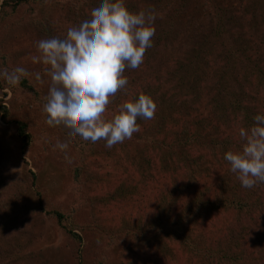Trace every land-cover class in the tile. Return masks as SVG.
<instances>
[{
    "label": "rangeland",
    "instance_id": "1",
    "mask_svg": "<svg viewBox=\"0 0 264 264\" xmlns=\"http://www.w3.org/2000/svg\"><path fill=\"white\" fill-rule=\"evenodd\" d=\"M240 2L246 4V0ZM72 4V0H30L13 11L8 8V15L0 16V69L25 68L29 73L26 78L43 91V96H34L19 84L10 86L0 78V103L7 108L5 118L0 112V264H196L178 241L160 235L153 237L146 230L142 237V233L134 229L138 218L148 223L154 212L155 217L158 191H170L178 184L183 185L187 181L184 174L156 172L154 178L142 180L137 167L130 164V146L129 153L114 146L107 149L103 140H98L94 146L86 143L75 147L70 128L62 124L49 127L44 122L43 105L50 77L44 72L47 66L33 63L31 57L38 54L37 41L64 38L67 29L77 23L69 10ZM140 4L138 2L139 8L144 5ZM185 10L188 12L187 7L182 9V16ZM240 18L242 25L235 30H250L248 17L243 14V19L242 15ZM258 27L264 30V25ZM183 31L184 28H178L181 35L175 33L173 42L163 44V41V45L152 49L150 59L148 56L145 60L144 54L140 67L125 69L124 76L132 82L130 86L138 82L139 86L149 85L154 89L160 82L163 89L174 90L173 101L183 100L175 86L180 77L178 60L187 63L193 42L182 37ZM199 36L200 33L194 38ZM252 41L259 47L256 55L264 59V43L259 39ZM220 53L208 57L210 72L204 77L209 82L207 91L205 89L208 95L200 98L194 95L190 99L187 96L185 104L198 117L212 116V125L220 130L216 134L218 138L234 136L241 140L239 130L251 126L243 127L236 115L229 112L220 119L210 100L215 95V76L225 64ZM38 72L39 81L35 78ZM172 72H176L175 77ZM233 84L232 89L237 93L252 94L245 98L249 108L245 109H251L254 117L264 115V100H258L260 89L256 84L248 86L240 78ZM127 87L110 97L102 119L110 120L119 105L129 101L122 93ZM167 95L160 96L157 92L154 103L159 105L163 97L169 99ZM239 117L243 118L240 112ZM18 122L24 123L30 136L28 145L18 136ZM57 141L66 142V149L56 148ZM126 141L130 145L128 139ZM208 158L209 172L204 171L199 183L192 185L193 191L199 184L214 185L216 176L224 172L223 161V166H219L215 159ZM187 198L180 205H184ZM53 211L64 214L62 222L67 228L61 226ZM246 224L250 226L251 247L261 251L260 264H264V218ZM68 227L80 236L79 240L67 232Z\"/></svg>",
    "mask_w": 264,
    "mask_h": 264
},
{
    "label": "trees",
    "instance_id": "2",
    "mask_svg": "<svg viewBox=\"0 0 264 264\" xmlns=\"http://www.w3.org/2000/svg\"><path fill=\"white\" fill-rule=\"evenodd\" d=\"M28 1L30 0H2L0 16L8 15V8L13 11L18 5ZM72 1L69 10L77 22L89 18L95 0ZM124 2L132 12L151 10L155 14L156 19L153 23L155 35L152 37V47L145 52V60L148 56L150 59L149 53L152 49L166 42H173L180 27L185 30L182 37L193 41L189 53L187 51V63L178 60L179 65L181 64L180 77L176 79L175 86L183 96L182 101H173L172 95H176L174 90L163 89L160 82L157 84L158 87L153 89L149 85L139 86L138 82L130 86L132 82L128 81L126 91L122 92L129 101L141 94L149 96L154 101L153 97L157 92L160 96L169 94L167 95L169 99L163 97L159 105L155 103L156 111L152 119H137L140 131L128 139L130 145L125 140L114 147L129 153L127 149L130 146V164L137 167L142 180L152 179L157 173L170 174L173 171L184 174L187 180L183 185L178 184L170 191L159 190L158 211L156 210L155 217L153 218L154 212L148 223L138 218L135 231H140L142 237L146 230L153 237L160 235L178 241L189 259L196 264L262 263L261 251H254L251 247L252 241L248 238L250 226L246 222L253 223L256 219L264 218V183H258L253 188L241 186L236 174L229 170L230 165L223 157L227 151H241L243 141L234 136L218 138L216 134L219 129L212 125V116L198 117L185 103H188L187 96L190 99L194 95L199 98L201 95H208L205 89L207 91L209 82L204 78L210 72L207 66L211 61L208 57L217 56L222 52L220 56L223 54L225 64L217 77L215 76L216 81L213 82L215 95L210 99L215 114L223 119L230 113L236 115V120H240L243 127L253 125L251 120L254 114L250 112L251 109L246 110L249 108L245 104V98L252 94L245 91L237 93L232 85L239 78L243 82L246 81L248 86L256 84L260 89L258 100L263 102L264 59L256 55L255 51L258 52L259 47L256 48L252 40L259 39L264 43V30L261 31L258 27L264 25V0H246V4H241L240 0L235 2L124 0ZM138 2L144 5L140 4L139 8ZM186 7L188 12L185 10L182 16V9ZM243 14L248 17L250 30L237 31L235 27L239 28L242 25L240 17L242 15L243 19ZM198 33L199 38H194ZM175 74L176 72H172L173 77ZM19 85L31 91L34 96L39 94L43 96L41 87L35 82L31 83L26 77L21 79ZM46 97L47 95L44 98L45 103ZM184 108L186 110H181ZM0 112L5 118L7 108L1 103ZM239 112L243 114V118L239 117ZM18 124V136L24 145H28L30 136L25 131V125L19 122ZM71 140L75 147L79 144L89 143L90 146H94L98 143L84 141L77 135L72 136ZM205 150L208 152L204 153ZM114 155L118 157L115 151ZM208 157L215 159L219 166H223V161L224 172L216 176L214 185L199 184L193 191L192 185L195 182L199 183L198 179L204 175V171L209 172L206 167ZM187 196L185 204L180 205ZM52 213L61 226L67 228L62 222L64 214L59 211ZM227 218L230 219L225 221ZM73 230L68 227L67 232L79 240L80 236Z\"/></svg>",
    "mask_w": 264,
    "mask_h": 264
},
{
    "label": "clouds",
    "instance_id": "3",
    "mask_svg": "<svg viewBox=\"0 0 264 264\" xmlns=\"http://www.w3.org/2000/svg\"><path fill=\"white\" fill-rule=\"evenodd\" d=\"M155 19L151 10L130 11L124 0H95L89 18L69 27L64 38L37 41L38 54L32 62L46 65L44 72L50 77L43 105L45 124H62L84 141L103 140L107 149L139 132L137 119H152L156 111L147 95L123 102L110 120L102 116L110 97L128 84L125 69H136L144 62L146 50L152 47ZM28 75L19 66L0 69V78L10 86ZM35 78L41 80V74ZM253 120V126L239 130L242 150L227 151L223 157L244 188L264 183V115L257 114ZM66 146L60 141L55 145L60 150Z\"/></svg>",
    "mask_w": 264,
    "mask_h": 264
}]
</instances>
